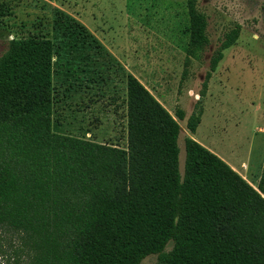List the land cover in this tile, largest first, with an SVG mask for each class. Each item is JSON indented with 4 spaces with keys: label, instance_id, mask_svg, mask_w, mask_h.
I'll list each match as a JSON object with an SVG mask.
<instances>
[{
    "label": "trees",
    "instance_id": "trees-1",
    "mask_svg": "<svg viewBox=\"0 0 264 264\" xmlns=\"http://www.w3.org/2000/svg\"><path fill=\"white\" fill-rule=\"evenodd\" d=\"M186 0V65L208 43L207 17ZM57 43L13 38L0 56V257L5 264H264V163L254 187L191 136L179 169V120L126 74L127 147L53 131V56L89 39L56 9ZM239 36L224 35L207 82ZM85 39L80 41L81 39ZM88 48V46H87ZM202 108L187 119L194 134ZM172 242L170 250L166 245Z\"/></svg>",
    "mask_w": 264,
    "mask_h": 264
},
{
    "label": "rangeland",
    "instance_id": "rangeland-1",
    "mask_svg": "<svg viewBox=\"0 0 264 264\" xmlns=\"http://www.w3.org/2000/svg\"><path fill=\"white\" fill-rule=\"evenodd\" d=\"M197 7L207 17L209 43L186 65V0H0V56L13 38L44 36L57 43L54 12L67 13L104 50L96 54L93 42L82 38L85 43L55 51L53 131L126 148L130 72L173 116L184 111L178 119L181 173L184 140L191 136L256 186L264 163V0H198ZM236 26L239 36L201 96L211 59ZM198 107L200 123L191 134L186 122ZM140 264L161 263L151 254Z\"/></svg>",
    "mask_w": 264,
    "mask_h": 264
},
{
    "label": "crops",
    "instance_id": "crops-1",
    "mask_svg": "<svg viewBox=\"0 0 264 264\" xmlns=\"http://www.w3.org/2000/svg\"><path fill=\"white\" fill-rule=\"evenodd\" d=\"M230 165V164H229ZM232 168H234L232 165H230ZM235 169V168H234ZM236 170V169H235ZM237 171V170H236ZM250 182V181H249ZM250 184H252L251 182H250ZM253 185V184H252ZM254 187H255V185H253Z\"/></svg>",
    "mask_w": 264,
    "mask_h": 264
}]
</instances>
